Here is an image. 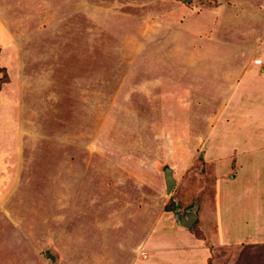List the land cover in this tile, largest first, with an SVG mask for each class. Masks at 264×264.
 I'll list each match as a JSON object with an SVG mask.
<instances>
[{
	"label": "rangeland",
	"instance_id": "374dc122",
	"mask_svg": "<svg viewBox=\"0 0 264 264\" xmlns=\"http://www.w3.org/2000/svg\"><path fill=\"white\" fill-rule=\"evenodd\" d=\"M236 2L0 0V264H198L184 226L195 214L207 264H264V244L211 241L217 190L235 236L253 224L235 225L228 194L248 181L220 178L209 158L246 139L247 109L264 136V89L251 102L262 88L234 90L208 53L264 45V0H238L259 18L247 35L215 11Z\"/></svg>",
	"mask_w": 264,
	"mask_h": 264
},
{
	"label": "crops",
	"instance_id": "0c3cea01",
	"mask_svg": "<svg viewBox=\"0 0 264 264\" xmlns=\"http://www.w3.org/2000/svg\"><path fill=\"white\" fill-rule=\"evenodd\" d=\"M221 8V7H220ZM241 10L238 0L236 3L233 4V8L230 10L223 9H217L215 10L217 13L221 15L222 11H225V14L223 12V15L227 17L226 13H228V17L231 20V22L234 24L230 26L231 23H227L226 27H233L237 29L241 27L239 30L240 32H244L246 30V35L251 30V24L252 22L258 21L259 18L255 16H249L247 13L244 15L239 14V11ZM217 15V14H216ZM258 16L259 15L257 13ZM1 16V15H0ZM223 17V18H225ZM228 25V26H227ZM252 31V30H251ZM254 32H256L254 30ZM264 49V45L261 44L259 46L246 48L245 46L240 47L236 46L234 50L229 48L219 49V47L215 48V51L208 52L210 55L213 53L218 59V64L215 63L214 68L220 70L219 72L221 74L219 78H222L226 84H229L228 86L234 87V90H236L237 87L244 86V85H253L257 86L260 89L259 95L254 96L251 100V102H256L259 97L263 94L264 89V60L261 61L260 64L255 63V59L260 57L261 50ZM217 61V60H216ZM234 90L231 91L230 95L228 96V100L231 104H229V107L234 102H241L246 100L244 97H240L241 94L237 95ZM233 92V93H232ZM234 99V100H233ZM259 100L264 101V96H262ZM238 104H236L235 109H237ZM257 116L262 115L264 117V110L259 111ZM246 119L242 121L244 123V133L246 134L245 137L240 140L238 143H231V146L226 149L224 145H221L215 147V155L217 156L219 152H222V158L220 157L218 159L215 158L211 159L210 157V151L214 150L213 148L210 150V147H208V153L209 156L207 157L215 161V165L218 166L217 173L220 174V178H225L224 180H227L228 178L233 177V180H230L231 182H234L235 178H238V180H243L245 177V180L248 181V186H246L245 191L240 195H235L237 192H229L230 188H227L228 194H230L231 198H233V205L231 204L230 208L233 209L236 213H233L235 216V225L238 227V225H242L241 223L247 224L251 222L253 224L250 231H248V228H246L245 231L243 230V226H239L237 229L240 231V234L235 236L233 234L232 226L233 223L231 220H228L227 212L229 211L228 208H222V202L227 198V194L225 192H218L215 194L216 198V212L217 217H214V222L216 225V233H218V239L212 240V243L218 247H225V246H240L242 244L246 245H261L264 244V136H261V133L259 130H255L254 128H250V126L257 125L258 128H260L263 123L259 124L260 119L254 117V113L247 109ZM248 120V121H247ZM262 120V119H261ZM240 129H237V132L240 134H244ZM262 132L264 130H261ZM257 140L258 143L256 144L254 141ZM248 141V142H247ZM211 143V142H210ZM261 148V149H260ZM263 149V150H262ZM262 150L263 152L260 154V157L262 156V159L259 161L255 160V158H250V164L248 162L243 163L241 161H238L237 156H247L252 153H255L256 151ZM237 151H239V154L237 155ZM218 152V153H217ZM232 152H234L235 157L230 162L227 163V158L232 157ZM207 153V154H208ZM230 154V155H229ZM233 154V155H234ZM254 159V162L251 161ZM221 160V161H220ZM236 162L234 163V161ZM247 161V159H246ZM225 162V163H224ZM227 163V164H226ZM234 163V164H233ZM226 164V166L224 165ZM225 166V167H224ZM233 168V169H232ZM231 176V177H229ZM261 176L262 179H261ZM218 185L217 187L223 182V179H218ZM230 181L228 183H230ZM262 181V182H261ZM261 182V183H260ZM226 183V184H228ZM235 196V197H233ZM239 201H236L238 200ZM245 211L247 213H252L253 215H256L255 218H252L251 221H245V217L239 216L238 212ZM255 213V214H254ZM196 220L198 219L197 215ZM258 216V218H257ZM233 221V220H232ZM167 224V223H166ZM248 226V225H247ZM189 232V233H188ZM187 235L190 236L189 239H191L192 243H189V252L194 250L200 251V263L198 264H207V259L210 257L209 252L204 244H202L201 239L194 238L189 229L187 228ZM155 244H158V240L155 239ZM179 248L178 246L176 248H173L172 250H175ZM157 251V250H156ZM154 250V253L157 254ZM190 256L188 257V260L193 262L194 261V255H196L194 252L189 253ZM184 254V255H189ZM157 259V257L155 258ZM197 262H194V264Z\"/></svg>",
	"mask_w": 264,
	"mask_h": 264
},
{
	"label": "water",
	"instance_id": "95a60500",
	"mask_svg": "<svg viewBox=\"0 0 264 264\" xmlns=\"http://www.w3.org/2000/svg\"><path fill=\"white\" fill-rule=\"evenodd\" d=\"M164 180H165V187H166V191L170 192L172 190V188L175 185V180L172 177V173L171 170L166 169L164 171ZM195 218L194 217H190L189 220H187V222L185 223V227L190 228L191 225L195 222Z\"/></svg>",
	"mask_w": 264,
	"mask_h": 264
}]
</instances>
